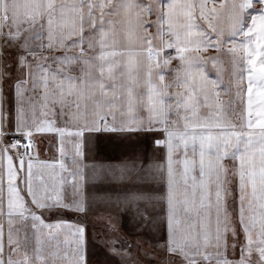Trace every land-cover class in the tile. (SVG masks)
Returning <instances> with one entry per match:
<instances>
[{
	"label": "snow or ice",
	"instance_id": "snow-or-ice-1",
	"mask_svg": "<svg viewBox=\"0 0 264 264\" xmlns=\"http://www.w3.org/2000/svg\"><path fill=\"white\" fill-rule=\"evenodd\" d=\"M0 264H264V0H0Z\"/></svg>",
	"mask_w": 264,
	"mask_h": 264
},
{
	"label": "rangeland",
	"instance_id": "rangeland-1",
	"mask_svg": "<svg viewBox=\"0 0 264 264\" xmlns=\"http://www.w3.org/2000/svg\"><path fill=\"white\" fill-rule=\"evenodd\" d=\"M210 67L211 64H210ZM209 74L211 75V69ZM211 76H215L213 70ZM162 135V134H160ZM157 136L153 133H140L128 136H102L89 139L86 145L85 165L87 166V175L91 176L93 169L99 172L121 163H127L134 157H139L144 164L152 162L153 164L164 160L163 146L154 144ZM98 208L97 211H102ZM152 252L158 253L156 248Z\"/></svg>",
	"mask_w": 264,
	"mask_h": 264
},
{
	"label": "crops",
	"instance_id": "crops-1",
	"mask_svg": "<svg viewBox=\"0 0 264 264\" xmlns=\"http://www.w3.org/2000/svg\"><path fill=\"white\" fill-rule=\"evenodd\" d=\"M214 51V50H213ZM210 67V64H209ZM212 68V67H210ZM213 70L211 69V75ZM96 137H91L90 139L94 140ZM87 139L84 142V147H83V152H84V156H83V163L85 165V157H86V145L88 143ZM66 150L68 152V156H66L64 158L65 163L68 164L69 166H71L70 163V157L72 154H74V147L71 143H66ZM35 152L38 155L40 160H45V161H53L55 159H59L60 158V153L57 150V146H56V140L54 139L53 134H45L44 136H38L37 137V144L35 147ZM68 197L71 198V189L69 188L68 193H67ZM77 213L75 212H65L64 216L62 217L63 219L69 220V221H75L77 218ZM51 218L52 220L56 219L57 217L55 215H52L51 217H49L48 214L45 215V219H49ZM91 229H89V236L91 237ZM159 250V249H158ZM159 254V252L157 253Z\"/></svg>",
	"mask_w": 264,
	"mask_h": 264
}]
</instances>
